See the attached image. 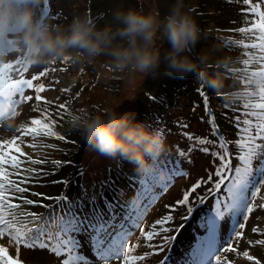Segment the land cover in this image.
I'll return each mask as SVG.
<instances>
[{
  "label": "snow or ice",
  "instance_id": "6c2138e0",
  "mask_svg": "<svg viewBox=\"0 0 264 264\" xmlns=\"http://www.w3.org/2000/svg\"><path fill=\"white\" fill-rule=\"evenodd\" d=\"M233 3L235 0H226ZM242 7L240 12L243 14L245 21L250 23V27H240V33H253L256 35L258 43L245 45L252 49H258L259 54L254 57L255 63L259 65L258 69L250 70L253 58L250 54L245 53L249 58L241 62L245 66L242 69L243 75L239 82L244 85V91L239 95V99L244 101L231 109L233 113L240 111L239 115L227 116L222 113L226 119L232 121L238 129L236 138L228 139L220 132L217 124L215 113L210 104L211 97L204 88V83L197 87V94L201 97L204 105V113L208 117L210 127L208 136H196L189 132H182L190 143L187 148H180L177 143L178 156L175 160L169 158L162 167L169 169V179L166 183L160 185L161 193L166 190L172 182V177L176 175H187L182 172L179 165L187 163L194 167L193 156L196 152L209 154L212 157L211 163L215 164V170L209 171L205 183H211L213 186L204 196H198L199 203H204L205 199L211 196L214 200L211 213L207 216L204 227L207 235L203 237L201 246L193 254L194 264H229L226 258H222L223 253L236 252L237 249L232 247L231 240L233 236L239 238L243 235L242 229L257 207L264 209V203L256 204L257 199L264 201L261 196V189L264 188V0H240ZM52 16L53 19H60V14H52L50 0H42L37 8V17L47 19ZM248 17H252L248 20ZM238 43L243 44V41ZM9 41L8 54L20 53V57L4 62L0 60V124L4 120L14 118L21 113L18 111L23 103L35 101L32 110L39 113V116L30 118L29 122L22 124L17 131L19 136H12L11 139L0 140V237L6 234L16 245L15 255L9 254L8 247L0 245V264H24L21 259V247L32 252V257L37 260H57L58 264H92V262L81 254L80 249L83 247L81 237L87 240L95 257L103 264H113L119 261L120 264H138L146 262L152 256H158L165 251L164 245L175 236L161 235V232L178 231L183 225L176 228L163 227L174 220L171 214L164 216L151 225V230L145 231L140 225L143 223L148 208L159 198L154 192L157 186L159 173H150L149 178L142 181L140 185V194L143 195L147 203L143 208H137L133 203L130 208L121 206L119 203L105 204L103 208L91 198H87L84 205L73 203L70 204L65 212L62 201L67 200V196H58L54 199L56 206L61 208V213L56 214L55 208L48 213V218L33 212L23 213L22 216L31 217L28 223L18 219L13 210L20 209L21 203H14L20 200L24 205H33L35 202L23 195L16 194L28 193L30 189L23 185L32 180V175L36 172L31 167H24L25 162L33 165L45 163L43 160L33 159L27 156L21 145L24 143L23 137H31L35 140L37 137H51L60 141L66 140L55 128L58 126L57 119H54L53 111L47 107L52 104L41 93L45 92L44 83H36L42 77L48 74V69L43 68L38 73L29 77L25 74L29 72L30 66L36 63L27 57L19 49L11 47ZM66 61L69 57L64 58ZM19 65L20 67H16ZM211 67V65H210ZM15 72V76L13 75ZM26 90H32L34 95H26ZM65 91H68L65 89ZM216 95L223 97L222 93ZM43 102L45 107H40ZM67 113V103L56 106ZM229 108V105H223ZM195 111V107L193 108ZM59 116V112L55 113ZM204 117H201L203 121ZM181 129L188 127L186 122H177ZM229 144L234 146V151L229 150ZM208 145L211 147H201ZM29 147L35 148L36 145L30 144ZM53 147V145H47ZM215 149V150H212ZM25 158V159H22ZM182 158V159H181ZM218 161V163H216ZM235 161V162H234ZM60 164V161H54ZM207 170V165H203ZM15 176L16 179H11ZM111 184V180L107 181ZM101 183L100 187H105ZM201 186V181H197L190 191L183 194V198L176 201L177 205H187L189 196L196 192ZM115 194V188L113 187ZM31 195H42L31 193ZM90 204V207H89ZM51 207V205H45ZM165 207H171L166 205ZM193 209L187 208L191 213ZM188 217H182L187 219ZM228 218L231 221V227L223 243L218 241V232L221 228V222ZM241 218L245 223L241 222ZM39 222V223H35ZM31 225V226H30ZM161 225L158 231L156 226ZM138 229L140 237L147 242L153 241L156 237L162 243H147L145 246L152 251L143 254H133L140 247L138 242L131 243L130 240L134 235V230ZM254 233L258 228H253ZM249 244L264 245V239L249 241ZM227 245V246H225ZM253 264H261V261L250 255L248 251L243 253ZM166 259V258H165ZM165 259L158 261V264H165Z\"/></svg>",
  "mask_w": 264,
  "mask_h": 264
},
{
  "label": "rangeland",
  "instance_id": "374dc122",
  "mask_svg": "<svg viewBox=\"0 0 264 264\" xmlns=\"http://www.w3.org/2000/svg\"><path fill=\"white\" fill-rule=\"evenodd\" d=\"M108 2L111 3L115 10L110 9L104 12L107 9ZM50 3L52 5V14H60V19L58 20L53 18L49 19V21L55 25H68L75 17L88 16L94 20L98 28H103V20L97 22V18H100L101 14L104 15L111 13L112 11H127L129 8H135L138 10L142 9L147 12L156 8L160 13L161 18H163V16L168 13L171 5L175 3V0H50ZM184 4L186 9L190 10L191 15L197 20V23L203 31L201 42L193 50L194 54L202 58L206 57V63L209 65L214 64L218 57L228 56L231 58L232 62L226 67H220L218 69L212 67L209 68L210 72L218 70L223 74L225 84L223 91L227 94V98H225L224 95L223 97L216 95V91H213L205 85L203 86L211 97V108L215 113L220 132L222 133L223 130V134L228 139H234L236 138L238 129H235L231 125L234 124L232 121H229L221 114L227 113V116H229L232 109L230 106L234 108L238 105H242L244 101L240 100L238 97L244 91V85L238 80L228 76L241 78L243 75L242 69L245 67L241 61L245 58H249L245 53L250 54L253 58L250 70L258 69L259 65L255 63L254 57L259 54V50L245 46L251 45L252 43H258L255 38L258 33H240L238 31L240 27H250V23L245 21L243 14L240 12V9L245 7L240 0H235L233 3H228L226 0H184ZM108 16L112 17V15ZM251 18L252 17H248V20L250 21ZM239 41H243L244 43L240 44L238 43ZM158 45L161 47L162 51L163 49L168 48L167 43L163 40L158 41ZM18 57H20V53H17L16 56L11 57L9 60H14ZM43 68L48 69V74L45 77H42L40 81H34V84L41 82L45 84L47 90L41 93V95L48 101L53 102L52 104L47 105V107L53 111V118L58 121V126L55 128V131L66 137V140L64 141L49 137V142L44 138L37 137V139L44 142L46 141L47 143L44 148V159L50 160L53 154H58V152L51 150L47 145H50L51 142L65 143L70 137H73L76 141L78 140V142L72 146L74 147L72 150L73 155L81 152L85 147H90L91 149V159L88 160L86 158L83 162L81 156V161L75 163V156H73L71 159L73 160V165H65L62 169V171L67 172L62 183H73L76 188L74 191L77 192V194L83 187H87V189L96 187L98 189H104V187L101 188L100 185L102 182L105 183V185L108 184L107 181L109 179L111 180V184L105 186L109 189H112L113 186L115 188L119 187L121 184H126L128 180V177L123 173H120V177H117L116 175L105 177L106 174L101 176L97 174V172L92 175L91 173H87L88 171L85 167L89 164L91 165L92 162L99 158H103L104 154H101L99 151L97 152V150L85 143L83 137L79 135L76 130L72 129L68 123L70 115L72 113H79L80 109L95 112L100 108L103 102V104L114 108L118 112H132L137 121L146 123L151 129L163 130L168 145V151L162 156H165L167 160H169V158L173 160L177 158L175 156H178L177 143L180 148L185 149L190 143L181 135L182 132H189L201 137L207 135L209 139H214V137L209 135L210 127L207 122L208 117L204 113V105L201 97L196 91L202 81L194 75H188L183 78L175 74L166 75L164 73L163 64L156 75L142 76L141 74L129 73L125 70V72L121 74H116V79L114 81H118L124 77V80L128 81L130 86L128 85L127 89L123 91L124 93L113 95L109 92L110 89L114 90L120 87V85L110 84L106 87L107 80L104 79V77H109L110 74L112 75L111 72H113L112 69H109V61L107 57H98L91 63L87 61L74 62L70 57L67 61L62 59L50 63H36L35 65L30 66V70L25 76L30 78L32 74L38 73ZM65 89L68 91H65ZM59 90L63 91V95L62 97L57 98ZM25 94L34 95V92L32 90H26ZM67 96L68 98H66ZM72 96H74V100L70 101V97ZM34 103L36 102L33 100L20 105L18 111L21 114L13 119L11 128L8 127L7 131L4 128L0 129V140L11 139L14 135L19 136L20 133L17 129L22 124L29 122L30 118L39 116V113L32 110V105ZM63 103H67V113L65 110L56 107ZM225 104H229V108L223 107ZM103 106L107 108L105 105ZM137 106H141L142 111L145 114L144 116L138 115L136 111H133L134 107ZM40 107H45L43 102H40ZM194 107L195 111H193ZM57 112H59V116L55 115ZM230 114H232V116L239 115L240 111L235 113L231 111ZM201 117H204L203 121H201ZM178 121L181 123L186 122L188 127L181 129L179 123H177ZM25 138L31 139V137L27 136ZM21 147L24 152L25 143H23ZM57 147L59 148V146ZM201 147L211 146L204 145ZM232 147L234 148L233 145ZM86 149L87 148L84 150L85 152ZM157 159L158 157L155 162ZM206 159H209V164ZM193 160L194 167H190L187 163H181L179 165L182 172H186L187 175H178L181 177V183L175 185L174 191L171 192L172 194L169 195V197H167V200L163 205L170 206L168 201L173 202V199L176 201L182 199L184 192L190 191L197 181H201V186L196 189V192L191 193L189 196L190 205L195 206L199 204L197 197L204 196L212 187L211 183L204 182L207 179L208 172L215 170V164L211 163L212 157L210 153L204 154L196 152L193 156ZM216 163H218V161ZM112 164L116 165V160H114ZM203 165H207V170H205ZM41 167L42 165L37 166L38 171H42ZM89 176L92 178L89 179ZM164 176L169 177V169L166 167L164 168V173L161 175V178H157V184L167 182V180L162 179ZM69 191H73V189H69ZM95 191L96 190L88 194H83L82 200H87V198L96 199V196L99 197L98 193L93 196ZM260 195L264 196V188L261 189ZM70 198L72 197L70 196ZM207 199L209 201L208 203H210L211 199ZM261 203H264V201L258 198L256 204L259 205ZM182 208H184V206ZM182 208L174 202L173 210H170V207H168V209H165L160 213V215H163L161 218L171 214L174 217L172 222H182V217H184ZM186 208H188V205ZM258 212L260 213L257 214ZM252 215V219L248 222V229L241 237L237 238V241H243V243L236 247L237 251H248L250 255L258 258L261 261V264H264V245L249 244V241L264 239V209L257 207L249 217ZM225 219L226 221H222L224 227L228 222V218ZM25 221L26 220L23 219L24 223H26ZM149 223H153V220H150ZM161 227V225L156 226L157 230H160ZM254 227L258 228L259 231L254 233L252 231ZM158 242L162 241L159 240V237H156L151 244H156ZM0 245L8 247L9 254L15 255L16 245L11 241L7 234L4 237H0ZM196 250L197 247L193 246L189 239L186 241L183 239L172 250L173 254L169 259H165V251L161 252L158 256L159 260L165 259L167 264H194L193 254ZM241 254L242 252L234 255L233 258H236L237 256L234 260V264H236V261L237 264H244V260L240 259ZM222 258H226L228 261L227 255ZM243 258L249 261L246 257L243 256ZM21 259L23 261L26 259L37 260L32 257L31 251L26 250L23 247H21ZM150 259L146 262H138V264H154L155 261ZM39 261H43L44 264L57 263V260L45 261L41 259ZM251 264H253V262Z\"/></svg>",
  "mask_w": 264,
  "mask_h": 264
},
{
  "label": "clouds",
  "instance_id": "9594fccd",
  "mask_svg": "<svg viewBox=\"0 0 264 264\" xmlns=\"http://www.w3.org/2000/svg\"><path fill=\"white\" fill-rule=\"evenodd\" d=\"M41 2L0 0V59L8 55L11 41V47L37 64L65 57L91 63L103 56L114 70L142 76L156 75L163 64L166 75H194L227 98L223 74L210 72L206 57L194 54L203 31L184 0H175L163 18L156 8L147 12L135 8L117 11L113 15L114 28H98L88 16L75 17L68 25H55L37 17ZM161 40L168 45L163 51L158 45ZM231 62L230 57L222 56L211 67L218 69ZM68 123L89 146L101 154L128 160L137 172L150 170L156 158L168 151L163 130L149 128L129 112L104 108L93 114L80 109L70 115ZM24 264L44 262L26 259Z\"/></svg>",
  "mask_w": 264,
  "mask_h": 264
},
{
  "label": "trees",
  "instance_id": "16d2710c",
  "mask_svg": "<svg viewBox=\"0 0 264 264\" xmlns=\"http://www.w3.org/2000/svg\"><path fill=\"white\" fill-rule=\"evenodd\" d=\"M110 9L115 10V8L111 5V3L108 2L107 9L104 12H106ZM51 10H52V5H51ZM114 13L115 12L112 11L111 13H107L104 15L101 14V17L97 18L98 19L97 22L103 20V27H105V26H111L113 28L116 27V22L112 18ZM108 15H110V16L112 15V17H109ZM111 21H113V22H111ZM163 50H165V49H163ZM109 69H112L113 72H111L112 75L110 74L109 77H104V79L107 80L106 87L110 84L111 85L116 84L118 86L120 85V87H118L114 90L110 89L109 92L113 95L124 93L123 91H125V89H127L129 82L124 80V77L118 81H114L116 79V74H118V73L121 74L123 72H119V71L114 70L111 67L110 63H109ZM233 78L235 80H240V78H236V77H233ZM121 87H122V89H121ZM62 95H63V91L59 90L57 98L62 97ZM231 97H232V95H231ZM66 98H68V96ZM73 100H74V96L70 97V101H73ZM110 102H111V100H110ZM103 105H105L107 108H112L110 106L108 107L106 104H103V102H102L101 106L99 105L100 108L97 109V111H95V112L87 111V112L95 114L98 111H100V109L105 108ZM230 108H233V107L230 106ZM133 111H136L138 115H142V116L145 115L142 111L141 106L134 107ZM124 112H126V111H124ZM230 113H231V111H230ZM222 132H223V130H222ZM79 135H80V133H79ZM40 138H44L48 142L50 140L49 137H40ZM46 141L44 142V141L36 138V140H34L32 142V144L34 143V144L41 147V146L47 144ZM77 142H78V140L76 141V139H74L73 137H70V139L67 140L65 143L51 142L50 145H53V147H52L53 151L58 152V154L57 155L53 154L51 156L50 160H45L43 157L42 160L45 161V163L39 164V165H42V167H41L42 171L40 173V178H37L32 185H30V184L25 185L26 187H28L30 189V191L28 193L35 192V193L42 194V195H35V196H37L38 200H37V202H35L34 206L29 207V210H28L29 212H33V213H36L38 215H42L45 217V212L43 213V211H45L46 208H49V207H45V205H51V207L49 208L50 211H52V208H55L56 214L59 215L61 213V208L56 206V201L54 199H48V198H55L58 196H65V195L68 196L69 195L67 197L68 199L65 200L67 202L69 201L67 206L64 207V210L66 212L67 208L70 204H73V203L79 204V202H85V200H82L83 194H88V193L96 190L95 193H93V196H95L97 193L102 194V192L107 191L106 187H104V189H98L97 187L87 189V187H83L81 189V191L77 194V192L74 191V190H76V188L72 187L73 186L72 183H67V184L62 183V181L64 180V177L67 173V172L62 171V169L64 168L65 165H73V160H71L73 156H75V160H74V162L76 161L75 163H77L78 161H81V159H80L81 156H82L83 162L86 160V152L84 150L87 147L83 148V150L81 152L75 153V155L72 154V150L74 149V147H72V146L75 145ZM82 142H84V141H82ZM54 146H55V148H54ZM57 146H59V148ZM52 148H51V150H52ZM42 156H44V154H42ZM116 158L117 157H110V156L104 155L103 158H101V159L99 158L98 160L92 162L91 165L89 164L88 166H86L85 169L88 171L87 173H91V175L93 173L97 172V174H99L101 176L106 174L105 177H108L111 175H116L117 177H120L121 176L120 173H123V174L128 173L129 175L137 176L140 173V172H137L136 166L133 163H131L128 160L121 158V157H118L117 159ZM57 160L60 161L61 163L60 164L54 163V161H57ZM114 160H116V165L112 164L114 162ZM75 170H77V169H75ZM44 175H45V177H44ZM88 178L91 179L92 177L89 176ZM127 183H128V189H129L133 185V182L130 180H127L126 184ZM126 184H121V185L125 186ZM107 185L108 184H106V186ZM69 189H73V191H69ZM70 196L72 198H70Z\"/></svg>",
  "mask_w": 264,
  "mask_h": 264
},
{
  "label": "bare ground",
  "instance_id": "6f19581e",
  "mask_svg": "<svg viewBox=\"0 0 264 264\" xmlns=\"http://www.w3.org/2000/svg\"><path fill=\"white\" fill-rule=\"evenodd\" d=\"M91 157H92L91 149H90V147H87V149H86V158L89 160V159H91ZM123 190L124 191L125 190L128 191V183L124 186ZM101 198H103V196L99 195V197L97 198V200H102Z\"/></svg>",
  "mask_w": 264,
  "mask_h": 264
}]
</instances>
